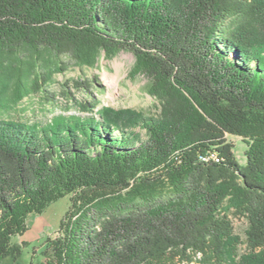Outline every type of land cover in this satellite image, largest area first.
I'll return each instance as SVG.
<instances>
[{
	"label": "trees",
	"instance_id": "1",
	"mask_svg": "<svg viewBox=\"0 0 264 264\" xmlns=\"http://www.w3.org/2000/svg\"><path fill=\"white\" fill-rule=\"evenodd\" d=\"M25 49L131 51L158 112L0 117V264H22L13 238L64 196L30 264H264V0H0V65Z\"/></svg>",
	"mask_w": 264,
	"mask_h": 264
},
{
	"label": "rangeland",
	"instance_id": "2",
	"mask_svg": "<svg viewBox=\"0 0 264 264\" xmlns=\"http://www.w3.org/2000/svg\"><path fill=\"white\" fill-rule=\"evenodd\" d=\"M3 57V65H0L2 118L44 122L57 115H86L89 113L81 106L86 99L96 101L95 111L113 107L130 108L148 115L158 112L156 99L146 90L148 78L134 72L136 55L131 51L122 50L111 57L102 51L94 64L48 50L25 49L18 57ZM94 76H97L96 82ZM37 80L39 85L42 82L45 86L37 89ZM74 80L93 82V96L85 88H78ZM227 139L234 144L238 159L245 163L248 147L245 140L235 135H228ZM69 205L70 197L64 196L51 203L42 214L28 216L27 231L13 238L16 242L30 243L23 249L22 264H30L34 250L35 260L42 258L43 243L49 236L56 235ZM232 219L236 233L245 239L246 219L233 215ZM2 264H11V261L5 260Z\"/></svg>",
	"mask_w": 264,
	"mask_h": 264
}]
</instances>
